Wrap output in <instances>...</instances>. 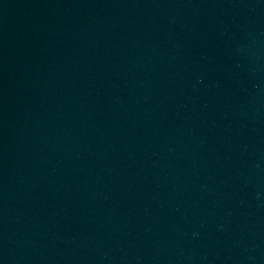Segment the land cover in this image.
I'll return each instance as SVG.
<instances>
[{
  "label": "water",
  "instance_id": "1",
  "mask_svg": "<svg viewBox=\"0 0 264 264\" xmlns=\"http://www.w3.org/2000/svg\"><path fill=\"white\" fill-rule=\"evenodd\" d=\"M0 264H264V0H0Z\"/></svg>",
  "mask_w": 264,
  "mask_h": 264
}]
</instances>
